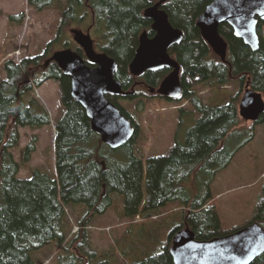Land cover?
Listing matches in <instances>:
<instances>
[{
    "label": "trees",
    "instance_id": "trees-1",
    "mask_svg": "<svg viewBox=\"0 0 264 264\" xmlns=\"http://www.w3.org/2000/svg\"><path fill=\"white\" fill-rule=\"evenodd\" d=\"M157 1L67 0L63 4L60 0H26L37 13L51 8L58 10L59 19L53 26L56 37L40 53L31 54L25 45V53L18 61L5 59L0 66V72H4L0 73V264H35L33 253L53 242L61 250L64 264H112L109 253L101 255L93 249L85 227L89 220L103 215L113 205V194L122 197L123 217L139 214L143 222L168 204H177L182 209L181 221L172 224L161 250L127 264H175L168 248L172 235L184 224L198 240L238 229H221L219 215L210 201L211 185L235 154L253 140L256 126L264 124L263 111L249 126H240L242 120L237 110L242 87L247 82L252 90L264 95V21L257 26L260 42L257 50L235 38L228 25L219 26V34L228 44L226 60L222 62L202 39L195 23L212 0H168L162 5L170 23L183 34L181 42L169 49L170 56L181 67L182 94L175 101L188 102L199 116L188 129L184 145H176L167 155L146 158L145 166L144 154L137 145L141 130L136 116L119 105L116 98L110 99L135 129L126 144L110 149L91 130L84 109L70 95L69 77L53 62L44 65L64 29L83 22L84 16L79 12L86 7L95 26L105 27L106 41L101 50L117 62L114 77L121 82L122 89L129 90L139 78L147 86H157L168 69L146 71L136 77L128 71L140 33L146 30L148 36L153 35L151 22L142 12ZM23 18V13L9 15L8 22L21 25ZM76 51L82 56L79 49ZM49 80L57 82L64 109L55 124L51 175L28 165L35 151V135L20 150L18 161L10 152L19 146V128L40 129L50 125L47 109L33 95L35 89ZM233 80L239 81L240 90L218 107L207 106L196 91L199 84L222 87ZM141 96L145 94L133 91L132 95L119 99L128 102ZM145 107L146 104L136 106L138 111ZM237 137L240 143L231 148L228 141ZM21 167L29 168V178H18ZM262 193L248 223L264 221V186ZM70 204H84L86 213L78 222L80 229L69 238L66 208ZM250 264H264V253Z\"/></svg>",
    "mask_w": 264,
    "mask_h": 264
},
{
    "label": "rangeland",
    "instance_id": "rangeland-1",
    "mask_svg": "<svg viewBox=\"0 0 264 264\" xmlns=\"http://www.w3.org/2000/svg\"><path fill=\"white\" fill-rule=\"evenodd\" d=\"M66 1L60 0L63 4ZM0 8L5 13H13L11 15L24 14L21 25L9 23L5 16H0V61L3 62L5 59L18 61L25 53V45H27V49L31 54H38L49 41L56 37V28L53 26L57 24L59 19L58 10L51 8L37 13L26 4V0H0ZM79 15L84 16L83 22L68 25L61 36H59V39H56L53 44V51L63 48L77 50L78 45L72 40L70 29L77 28L85 31L87 26L92 24L90 10L86 7L79 12ZM262 32L264 33V26ZM105 33L104 26H95L93 24L90 36L94 41V50L97 52L101 50L106 41ZM81 53L84 57L83 52ZM2 62H0V66ZM0 73L4 74V72ZM240 88L239 81L233 80L222 87H210L206 84L198 85L196 91L207 106L214 108L225 104ZM244 88L245 86L242 87L243 91ZM135 91L145 93V97H135L128 102L118 98L117 102L136 116V121L141 130L137 145L144 154L143 164L145 166L146 158L167 155L170 149L176 145H184L186 133L199 115L192 110V107L186 101H175V99L174 101H168L158 97L148 99L149 93L140 86H137ZM33 95L47 109L51 123L42 129H37L36 134H32L35 131L31 132L29 128H25L22 130L21 143L24 145L25 141H27L28 144L31 137L35 135L37 137L36 149V144L40 139L38 149L34 151L32 160L30 159V167L33 166V168L51 175L54 173L53 145L55 124L64 112L60 103L59 86L56 81L49 80L40 90L35 89ZM141 104H146V107L142 111H138L136 106H141ZM241 120L240 126L242 127H247L251 124V122ZM240 141L241 139L238 137L231 138L228 141V145L231 148H235ZM10 152L15 157L14 159L18 161L20 150L12 148ZM239 169L246 170L247 176L243 178L237 177L236 172ZM19 173L18 178H29V168H21ZM222 174H232L233 176L226 182V188L229 191L219 197L216 196V190L211 189L210 201L215 208L221 207L227 210V215H223L221 229L229 231L237 228L232 224L234 223L233 220L254 216L257 204L263 197L264 124L256 126L253 140L236 155L226 172ZM143 190L145 192L144 179ZM220 191L218 190V192ZM112 199L113 205L103 215L95 216L89 220L88 226L85 227L89 233L93 249L101 255L109 253L112 264H127L131 260H139L158 253L161 250V246L167 241V233L172 224H177L182 219V209L173 203L166 205L156 213L160 215L159 218L148 219L147 221H142L143 223H135L133 222V217H123L122 197L113 194ZM85 213L86 207L84 204H70L66 208L67 237H72L80 229L78 222ZM75 225L79 229L71 234ZM260 225L264 228V221H261ZM107 227L110 228L108 231L105 230ZM60 251L54 242L45 246L39 251V255H35L38 251L33 253L35 264H64V260L60 258Z\"/></svg>",
    "mask_w": 264,
    "mask_h": 264
},
{
    "label": "water",
    "instance_id": "water-1",
    "mask_svg": "<svg viewBox=\"0 0 264 264\" xmlns=\"http://www.w3.org/2000/svg\"><path fill=\"white\" fill-rule=\"evenodd\" d=\"M159 0L147 6L142 14L148 19L152 36L146 30L138 37V46L128 64L129 73L136 77L146 71L168 68L170 71L160 82L156 92L168 99L181 96L180 65L170 56L169 49L181 42L182 31L174 27ZM264 21V0H212L196 18L202 39L212 52L225 62L228 44L219 34V26L226 24L235 38L252 50L259 48L257 26ZM72 40L83 56L71 48L54 51L44 62L55 63L70 79V95L84 109L91 130L110 149L126 144L134 135L132 123L109 99L130 94L114 77L117 62L104 51L94 50L89 30L71 28ZM85 61L92 64L88 66ZM153 92V89H150ZM238 116L254 122L264 111L263 95L245 84L239 100ZM169 253L175 264H250L264 253V228L251 222L238 229L209 240H198L187 224L171 237Z\"/></svg>",
    "mask_w": 264,
    "mask_h": 264
},
{
    "label": "crops",
    "instance_id": "crops-1",
    "mask_svg": "<svg viewBox=\"0 0 264 264\" xmlns=\"http://www.w3.org/2000/svg\"><path fill=\"white\" fill-rule=\"evenodd\" d=\"M11 15V14H13V13H5V12H3V10L0 8V16H5L6 17V19H8V17H7V15ZM7 21V20H6ZM1 59V58H0ZM0 62H2V61H0ZM48 81H46L45 83H43L39 88H38V90H40L46 83H47ZM25 128H28V127H21V128H19L18 129V131H19V134H20V140H19V146L17 147V149H19V150H21L23 147H25V145L27 144V141H25V144L24 145H22V143H21V140H22V130H24ZM43 128V127H42ZM42 128H40V129H42ZM30 129V128H29ZM36 130L37 129H30L29 131H35V132H32V134H36L37 132H36ZM256 130V129H255ZM40 142V139H39V141L37 142V144H36V149H35V151L38 149V143ZM247 146V145H246ZM246 146H244L242 149H244ZM242 149H240L236 154H235V156H234V158L236 157V155L242 150ZM33 154H34V152L32 153V155H31V158L33 157ZM15 158V157H14ZM234 158H233V160H234ZM16 160V159H15ZM32 160V159H31ZM31 160L29 161V163H28V165H29V167H30V163H31ZM233 160L231 161V163L233 162ZM17 161V160H16ZM231 163L225 168V169H223L222 171H220L218 174H217V176H216V178L214 179V181H213V183H212V185H211V189H213L214 191L216 190V192H217V194H216V196H219V197H221V195H223V194H226L228 191H229V189H227L226 188V186H227V183L226 182H228V179H231L233 176H232V174H222V173H225L226 172V170L228 169V167L231 165ZM32 168H33V166H31ZM21 168H24V167H21ZM20 168V169H21ZM20 171V170H19ZM20 175V173H18V176ZM220 175H224V176H220ZM236 175H237V177H245V176H247V171L246 170H244V169H239L237 172H236ZM218 190H221L220 192H218ZM212 204V203H211ZM224 206L226 207V205L224 204ZM216 210H217V213H218V215H219V218H220V221H221V223H222V220H223V215L225 216V215H227V210H225L224 208H221V207H216ZM252 217H253V215H252ZM252 217H247V218H241V219H238V220H233V222L234 223H232L233 225H235L237 228H239V227H241V226H243V225H245V224H247L248 222H250V220L252 219ZM246 222V223H245ZM40 251V250H39ZM39 251L35 254V255H39Z\"/></svg>",
    "mask_w": 264,
    "mask_h": 264
},
{
    "label": "flooded vegetation",
    "instance_id": "flooded-vegetation-1",
    "mask_svg": "<svg viewBox=\"0 0 264 264\" xmlns=\"http://www.w3.org/2000/svg\"><path fill=\"white\" fill-rule=\"evenodd\" d=\"M93 24H94V23H93V21H92V24L88 25L84 32H86L87 30H89V33H90ZM93 43H94V41H93ZM77 49H79V50L82 52V50H81L79 47H78ZM99 52H102V50H100ZM163 69H168V68H163ZM167 71L169 72L170 69H168ZM168 72H167V73H168ZM180 72H181V67H180ZM180 72H179V78H180ZM167 73H166V74H167ZM142 74H143V73H142ZM139 76H140V75H139ZM165 76H166V75H165ZM165 76H164V77H165ZM162 79H163V78H162ZM161 81H162V80H161ZM161 81H160V82H161ZM160 82L158 83L157 86H155V87H151V86H147V85H146L144 79L139 78V79L136 80V81L134 82V84L130 87V88H131L130 91H135L136 87H137V86H140V87H143L144 90L147 91V93H149L150 95H152V96H154V97H158V98H161V99H164V100H168V101L174 100V99H168V98L164 97L163 95L158 94V93L156 92V89L158 88ZM180 85H181V79H180ZM199 85H204V84H199ZM197 86H198V85H197ZM150 89H153L154 91L151 92ZM123 90H124V89H123ZM124 91H125V92H128V90H124ZM140 93H141V94H145V93H143V92H140ZM132 94H133V92L130 93V95H132ZM181 94H182V85H181ZM125 95H128V94H125ZM121 96H122V95H121ZM112 98H116V100H117L118 98H120V96H118V97H109V99H112ZM176 99H178V98H176Z\"/></svg>",
    "mask_w": 264,
    "mask_h": 264
},
{
    "label": "built area",
    "instance_id": "built-area-1",
    "mask_svg": "<svg viewBox=\"0 0 264 264\" xmlns=\"http://www.w3.org/2000/svg\"><path fill=\"white\" fill-rule=\"evenodd\" d=\"M159 216L160 215H154V216L151 217V219H157V218H159ZM133 218H134L133 222H135V223H140V222L143 221V218L139 214L135 215ZM78 229H79L78 226H76V225L73 226L71 234L75 233ZM109 229H110L109 227L105 228L106 231H108Z\"/></svg>",
    "mask_w": 264,
    "mask_h": 264
}]
</instances>
